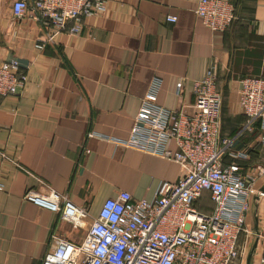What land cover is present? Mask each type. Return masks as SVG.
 Listing matches in <instances>:
<instances>
[{"label":"crops","instance_id":"obj_1","mask_svg":"<svg viewBox=\"0 0 264 264\" xmlns=\"http://www.w3.org/2000/svg\"><path fill=\"white\" fill-rule=\"evenodd\" d=\"M14 1L0 0V63L18 59L28 81L19 96L0 98V263L42 264L56 247L54 236L83 241L106 199L123 190L151 199L162 181L179 179L177 162L115 142L129 137L155 76L162 80L159 103L189 113L193 82L213 66L223 95L221 135L232 140L230 152L247 154H228L225 163L258 172L263 130L260 123L243 130L240 92L243 78L264 76V0H233L237 19L226 31L201 22L198 0H107L106 12L86 18L82 33L60 34L44 50L35 46L44 27L16 18ZM255 187H264V173ZM50 189L87 209L86 226L25 198L29 190ZM258 194L247 224L260 234L254 255L261 256L264 194Z\"/></svg>","mask_w":264,"mask_h":264},{"label":"built area","instance_id":"obj_2","mask_svg":"<svg viewBox=\"0 0 264 264\" xmlns=\"http://www.w3.org/2000/svg\"><path fill=\"white\" fill-rule=\"evenodd\" d=\"M106 10L107 0L13 3L16 18L34 19L44 27L45 35L35 43L38 50L55 43L60 34L82 33L86 18ZM195 13L211 31H226L237 18L232 0H198ZM167 19L177 21L175 15ZM217 80L212 66L202 79L193 82L195 102L186 113L161 105L158 94L162 80L158 76L152 79L129 137L115 142L177 162L179 179L162 181L151 199L136 198L125 190L106 199L87 226L83 241L74 243L54 236L56 247L42 264H246L254 235L247 215L252 197L260 193L255 187L257 177L264 173V76L241 81L240 101L246 116L243 130L253 132L258 123L263 130L259 139L263 163L252 175L236 161L225 163L228 154L234 158L247 154L230 152L232 140L221 135L223 95ZM27 81L18 59L0 63V98L19 96ZM184 85L181 78L177 95H182ZM2 156L6 158L4 153ZM3 189L0 181V191ZM205 193L213 202L211 212L196 205ZM25 198L60 212L64 220L77 226H86L87 209L65 195L51 189L47 194L29 190ZM260 264H264V252Z\"/></svg>","mask_w":264,"mask_h":264},{"label":"trees","instance_id":"obj_3","mask_svg":"<svg viewBox=\"0 0 264 264\" xmlns=\"http://www.w3.org/2000/svg\"><path fill=\"white\" fill-rule=\"evenodd\" d=\"M233 1V0H232ZM234 2V1H233ZM234 4H235V2H234ZM235 6H236V8H237V5L235 4ZM236 16H237V12H236ZM237 19V18H236ZM236 21V20H235ZM234 21V22H235ZM233 22V23H234ZM233 25V24H232ZM231 25V26H232ZM230 26V27H231ZM229 27V28H230ZM228 28V29H229ZM227 29V30H228ZM217 82H218V87H219V89L221 88L220 86H219V81L217 80ZM246 117V116H245ZM259 144H260V142H259ZM260 151H262V147H261V144H260ZM261 155H262V152H261ZM197 207L201 210V211H203V212H211V210H212V208H213V202L211 201V199L209 198V196L207 195V193H205L204 194V196L201 198V199H199V201L197 202Z\"/></svg>","mask_w":264,"mask_h":264},{"label":"water","instance_id":"obj_4","mask_svg":"<svg viewBox=\"0 0 264 264\" xmlns=\"http://www.w3.org/2000/svg\"><path fill=\"white\" fill-rule=\"evenodd\" d=\"M261 194L259 193L258 194V197L260 198L262 196V193H264V187L261 189ZM256 233H254L256 235V240L255 242L253 243L252 247H251V250L248 254V257H247V261H246V264H252L253 262V256H254V252L256 250V247L258 245V240H259V237H260V234L258 231H255Z\"/></svg>","mask_w":264,"mask_h":264},{"label":"rangeland","instance_id":"obj_5","mask_svg":"<svg viewBox=\"0 0 264 264\" xmlns=\"http://www.w3.org/2000/svg\"><path fill=\"white\" fill-rule=\"evenodd\" d=\"M260 194H261V192H260ZM262 196H263V193H262ZM255 235L252 237V239L250 240V245H249V248H248V250H247V254H246V259L244 260V263H245V261H247V257H248V254H249V252H250V250H251V247H252V245H253V243H254V241H255ZM261 253V252H260ZM260 253L258 254V255H254L253 257H256V258H260Z\"/></svg>","mask_w":264,"mask_h":264}]
</instances>
